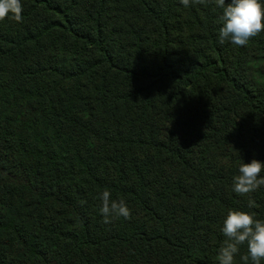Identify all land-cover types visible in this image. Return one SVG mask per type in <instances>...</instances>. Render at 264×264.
I'll list each match as a JSON object with an SVG mask.
<instances>
[{
  "label": "trees",
  "instance_id": "1",
  "mask_svg": "<svg viewBox=\"0 0 264 264\" xmlns=\"http://www.w3.org/2000/svg\"><path fill=\"white\" fill-rule=\"evenodd\" d=\"M21 2L0 22V264H219L229 209L264 220V186L232 188L264 162V32L219 44L212 2ZM106 189L129 219L103 223Z\"/></svg>",
  "mask_w": 264,
  "mask_h": 264
},
{
  "label": "clouds",
  "instance_id": "2",
  "mask_svg": "<svg viewBox=\"0 0 264 264\" xmlns=\"http://www.w3.org/2000/svg\"><path fill=\"white\" fill-rule=\"evenodd\" d=\"M212 2L222 9L218 22L222 25L218 32V43L225 42L243 47L264 32V0H180L184 7L190 4L206 5ZM21 0H0V22L11 19L23 22ZM264 162L253 159L250 163H240L238 174L233 177V191L240 196H249L264 186ZM99 199V209L103 223L110 224L113 219H129L131 211L124 200H112L111 193L104 190ZM81 203H86L82 201ZM248 207H255L249 199ZM221 232L225 237L217 256L219 264H235L240 246L246 245V254L240 257L242 264H262L264 261V220L257 219L254 213L229 209L223 220Z\"/></svg>",
  "mask_w": 264,
  "mask_h": 264
}]
</instances>
